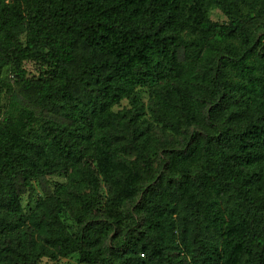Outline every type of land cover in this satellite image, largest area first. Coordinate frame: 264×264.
Here are the masks:
<instances>
[{"label": "trees", "instance_id": "obj_1", "mask_svg": "<svg viewBox=\"0 0 264 264\" xmlns=\"http://www.w3.org/2000/svg\"><path fill=\"white\" fill-rule=\"evenodd\" d=\"M62 259L264 264V0H0V264Z\"/></svg>", "mask_w": 264, "mask_h": 264}, {"label": "rangeland", "instance_id": "obj_2", "mask_svg": "<svg viewBox=\"0 0 264 264\" xmlns=\"http://www.w3.org/2000/svg\"><path fill=\"white\" fill-rule=\"evenodd\" d=\"M210 17L212 20H218L220 22L225 21L226 18L224 15L221 14V12L219 10H213L210 13ZM25 68L30 72V73H36L35 67L33 66V64L31 62H26L25 63ZM4 75L8 78V80H10L11 82L13 81L14 77L12 76V74L9 71H5ZM47 185L46 188H53V186L55 184H61L65 182V179L63 176L61 175H51L48 179H47ZM33 187H34V191H33V195L32 197H35V194H42L43 190H42V186L38 185L37 183H33ZM32 197H29L28 193H26L23 196L22 199V204L23 206L27 209L29 206H32L34 204V199L32 200ZM65 262V259H62L60 262L58 263H51V262H47L45 263V260H43L40 264H63Z\"/></svg>", "mask_w": 264, "mask_h": 264}, {"label": "built area", "instance_id": "obj_3", "mask_svg": "<svg viewBox=\"0 0 264 264\" xmlns=\"http://www.w3.org/2000/svg\"><path fill=\"white\" fill-rule=\"evenodd\" d=\"M141 256H143V254H141Z\"/></svg>", "mask_w": 264, "mask_h": 264}]
</instances>
